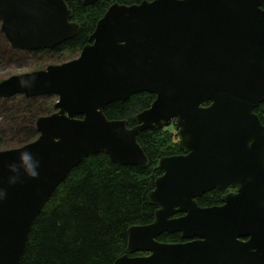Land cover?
Masks as SVG:
<instances>
[{
	"label": "water",
	"instance_id": "water-1",
	"mask_svg": "<svg viewBox=\"0 0 264 264\" xmlns=\"http://www.w3.org/2000/svg\"><path fill=\"white\" fill-rule=\"evenodd\" d=\"M263 2H117L78 58L1 81L0 99L58 101L37 119L35 141L0 151V264H21L36 219L85 159L104 153L145 169L139 134L173 122L183 154L160 160L163 175L148 195L155 220L129 229L128 252L114 264H264V125L256 113L264 103ZM73 17L65 0H0L1 31L17 50L76 38ZM141 93L156 99L134 127L106 116L112 103ZM229 188L236 191L222 206L197 202ZM164 234L185 242L162 243Z\"/></svg>",
	"mask_w": 264,
	"mask_h": 264
},
{
	"label": "trees",
	"instance_id": "trees-1",
	"mask_svg": "<svg viewBox=\"0 0 264 264\" xmlns=\"http://www.w3.org/2000/svg\"><path fill=\"white\" fill-rule=\"evenodd\" d=\"M65 1L73 10V21L81 26L76 38L53 50L23 52L11 48L0 25V59L7 57V53L8 57L29 53L52 57L79 55L111 5L117 2L135 5L153 0H99L88 6L83 0ZM50 98L53 97L17 96L0 100V112L24 109L22 118L16 111L12 129L18 134L5 141L6 149L18 148L37 139V119L54 111L55 99L49 104L46 102ZM155 99L149 93L136 94L128 101L112 103L105 114L110 120H127L131 128L135 126L136 115L150 108ZM256 113L264 125V103ZM138 142L150 161L145 169L117 165L101 153L85 159L69 174L36 219L21 264H114L127 254L129 229L152 224L155 220L157 207L150 204L148 195L163 174L160 160L182 154L179 137L171 129L146 130L139 134ZM224 194L214 190L197 201L202 207L221 205ZM158 240L184 242L180 234H164Z\"/></svg>",
	"mask_w": 264,
	"mask_h": 264
},
{
	"label": "rangeland",
	"instance_id": "rangeland-1",
	"mask_svg": "<svg viewBox=\"0 0 264 264\" xmlns=\"http://www.w3.org/2000/svg\"><path fill=\"white\" fill-rule=\"evenodd\" d=\"M6 56L7 57H5L4 59H0V81L8 79L13 75H19V74H24L38 70L50 64H61L67 61H71L76 59L79 55H75L73 57L70 56L52 57L48 55L36 56L32 53H29L24 55L17 54L8 57V53H7ZM47 97H53L46 100L47 104L53 102V99H55V103L58 100L57 96H47ZM42 103L45 105V107L47 106L46 103L44 102ZM3 110L4 109H1V111ZM16 111L21 114L20 116L22 118L24 109H17ZM16 111L10 109L8 111L0 112V151L6 149L7 143L5 141L7 139L11 138L14 134H18L17 132H14L15 131L14 129H12V127L14 128V124L12 123V121H14L17 116ZM170 129L174 130L173 127H170Z\"/></svg>",
	"mask_w": 264,
	"mask_h": 264
},
{
	"label": "clouds",
	"instance_id": "clouds-1",
	"mask_svg": "<svg viewBox=\"0 0 264 264\" xmlns=\"http://www.w3.org/2000/svg\"><path fill=\"white\" fill-rule=\"evenodd\" d=\"M23 159L26 162H29L32 160V156L30 153L25 152L23 153ZM28 174L32 177H36L38 175V172L36 171V167L35 165H33L32 163H28Z\"/></svg>",
	"mask_w": 264,
	"mask_h": 264
},
{
	"label": "flooded vegetation",
	"instance_id": "flooded-vegetation-1",
	"mask_svg": "<svg viewBox=\"0 0 264 264\" xmlns=\"http://www.w3.org/2000/svg\"><path fill=\"white\" fill-rule=\"evenodd\" d=\"M205 195H206V194H205ZM200 198H201V197H200ZM198 199H199V198H198ZM198 199H197V200H198ZM197 202H198V201H197ZM222 204H223V203H222ZM222 204H221V205H222ZM221 205H217V206H221ZM201 207H202V206H201ZM209 207H211V206H209ZM203 208H207V207H203ZM180 215H181V214H180ZM180 215H178V216H180Z\"/></svg>",
	"mask_w": 264,
	"mask_h": 264
}]
</instances>
